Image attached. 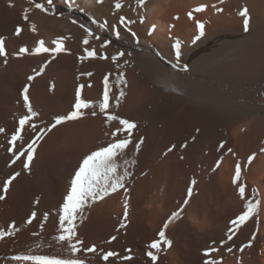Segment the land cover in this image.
<instances>
[{"label": "bare ground", "instance_id": "bare-ground-1", "mask_svg": "<svg viewBox=\"0 0 264 264\" xmlns=\"http://www.w3.org/2000/svg\"><path fill=\"white\" fill-rule=\"evenodd\" d=\"M35 3L47 6L46 0ZM122 3L123 8L117 12L115 0H74L69 10L64 0H53L54 6L61 5L62 12L47 6L46 13L29 0H0V36L6 38L9 53L7 64L0 57V128L5 130L0 133V188L10 175L20 172L0 201V230H8L13 223L18 229L14 236L0 240V264H17L12 257L30 250L33 254L71 256L65 245L52 239L57 235L59 207L82 159L109 141L106 116L98 107L87 109L82 118L57 125L38 141L30 171L23 169L24 157L12 164L14 156L7 150L12 147L8 141L20 117L27 114L21 96L24 86L29 85L30 103L39 113L33 122L38 129H46L54 117L73 110L78 86L84 85L82 98L98 102L105 76L110 85L109 112L137 125L125 155L135 164L120 161L121 170L127 167L130 173L125 181L128 218L126 227L117 231L124 217L123 189L87 207L86 219L77 221L78 237L84 247L96 245L97 252L81 251L77 257L86 264H106L101 259L102 250H112L120 256L130 254L133 259L114 257L108 264H149L147 245L158 239L165 221L183 203L195 179L193 196L182 219L166 230L172 246L159 255L157 264H204L207 257L203 253L210 247L218 249L211 257L222 260V264H237L238 258L242 264H264V153L260 152L264 147V0H226L222 5L218 0H146L143 8L137 7L136 0ZM201 4L208 5L207 9L194 13L190 20L187 13ZM213 4L224 11L217 14ZM243 6L251 17L248 32L237 15ZM25 9L27 20L23 18ZM86 14L90 20H85ZM119 16L136 21L128 26L136 37L119 25ZM139 16L145 17L143 24ZM175 16L179 19H173ZM195 20L205 23V36L192 44ZM90 23L96 31L88 26ZM100 23L116 25L121 39L117 40L110 28L100 29ZM33 24L35 32L31 31ZM80 24L101 39L83 45L85 32ZM153 24L156 30L149 35ZM169 24L175 25L171 31ZM18 26L22 29L19 37L15 35ZM170 36L182 41L179 62ZM60 37L66 38V51L54 58L52 53L14 55L21 46L34 50L39 40L54 48L53 41ZM104 40L112 43L101 48ZM85 48H95L97 57L81 61ZM119 52L124 55L118 56ZM114 56L117 59L113 60ZM45 64L42 74L29 81L28 76ZM89 72L91 76L83 75ZM121 75L126 85L119 83ZM121 90L125 96L116 106ZM116 126L117 122H112L111 127ZM22 135L26 145L36 134L26 126ZM141 137L144 142L137 152L135 144ZM221 142L224 148L218 150ZM185 143L187 147L182 148ZM172 145L175 148L168 152ZM229 148L235 155L227 152ZM254 152L253 164L244 169V162ZM221 156L220 167L213 171ZM237 160L242 164L240 182L246 184V197L250 198L256 188L261 200L257 238L243 253L238 248L256 231L255 217L232 241L220 245L226 239L230 220L243 209L244 201L232 183ZM33 211L36 218L29 224ZM113 235L117 239L108 243ZM229 246L232 253L226 251Z\"/></svg>", "mask_w": 264, "mask_h": 264}, {"label": "snow or ice", "instance_id": "snow-or-ice-1", "mask_svg": "<svg viewBox=\"0 0 264 264\" xmlns=\"http://www.w3.org/2000/svg\"><path fill=\"white\" fill-rule=\"evenodd\" d=\"M30 3L34 4V7L41 12H48L49 7H54L53 0H46L47 6L43 3H35V0H29ZM69 10H72L74 0H64ZM103 0H97V3H102ZM226 0H218L219 4H224ZM137 7L143 8L146 5V0H136ZM11 6V5H10ZM208 5L201 4L197 7H194L191 11L187 13V16L190 20L194 19V13H201L207 9ZM115 10L118 12L123 8L122 0H115L114 5ZM212 8L215 10L217 14L222 13L224 9L222 7H218L217 4H213ZM83 11V9H80ZM239 17L242 18L243 30L248 32L250 30V13L247 6H243L237 13ZM25 20L28 19V9H25L24 17ZM173 19H179L178 16L173 17ZM145 22L144 16H139V23L143 24ZM72 23H76L75 20ZM92 23H96V20H92ZM119 25H123L124 29L131 34L132 37H136V32L132 31L130 24L136 23L135 20L127 19L124 16L118 17ZM85 32V35L82 39V44L88 46L90 44V40H100L101 37L97 36L93 33L92 30L85 27L84 24L79 25ZM196 26V34L192 38V44H196L197 41H200L205 36V23L201 20H195ZM169 31L175 27L173 24H169ZM100 29H111L112 34L115 36L117 40L121 39V30L116 25H108L107 23H100ZM156 30V25L153 24L149 28V35H152ZM31 31H36L35 24L31 25ZM22 34V29L18 26L15 30V35L19 37ZM173 43L171 45L174 50L175 57L177 62H179L182 54V41L179 37H169ZM65 37H60L57 40L53 41L55 44L54 48L46 47L45 42L43 40L37 41V46L34 50L30 51L27 46L19 47L18 51L14 53L17 57L23 56L25 54L29 55H39L41 53H52L53 58L56 54L66 51L64 46ZM138 39V38H137ZM6 38L0 36V57L4 58V63L7 64L9 53L6 50L5 46ZM111 40H104L100 45L101 48H106L109 44H111ZM123 52H119L118 56H123ZM97 51L95 48H85V55L80 59L81 61L88 58H96ZM101 59H106L105 56H100ZM113 60L117 59L116 56L112 57ZM47 66V64L42 65L40 71L34 70V75L28 76V80L32 81L36 76L42 74L43 69ZM174 67L176 65H173ZM83 75L91 76L92 73H84ZM104 91L102 98L98 102H93L82 98V89L84 85L78 86L75 94V103L73 105V110L66 115H59L53 118V123L50 124L46 129H38V126L33 122L35 117L39 116V113L33 110V107L29 100V85H25L21 96L23 98L24 106L27 108V114L20 117L18 121V127L13 132L11 139L8 143L12 146L7 150L13 153L14 159H12V164H15L16 161L21 160L24 157L22 164L23 169L30 171V165L34 159V154L38 147V141L43 139V136L50 132L57 125L65 123L67 121H74L82 118L84 116V111L87 109H93L98 107L99 112L103 113L106 116L105 123L109 126L110 131L106 132L105 135L109 137V141L100 147H97L94 151H91L87 154L82 161L80 162L78 168L76 169L74 176L71 179L70 187L67 190L66 195L63 197V202L59 207L58 211V228L57 235L53 236L52 239L61 245L66 246V251H68L71 256L68 258L55 256V255H46V254H33L30 250L27 254H19L12 257L17 264H86L85 260H82L77 257V253L81 251L85 253H96L97 246L91 245L89 247H84V241L78 237V223H83L86 216L84 215L85 209L90 207L92 204L103 201L106 197L118 192L120 189L124 190L125 200H124V217L120 221L119 229H123L126 227V222L128 218V189L125 187V181L130 176V173L127 170V167H124L121 170V163L123 161L124 165L135 164V161H129L125 159L126 151L129 145L132 143V135L133 130L137 128V125L134 121H130L129 119L121 118L120 116L109 112V109L112 107L111 97H110V85L108 81V77L104 78ZM119 83L127 84V81L121 75L119 79ZM125 96L123 90L120 91L119 96L116 97V106H119L120 100ZM91 114L93 116L97 115L96 111H92ZM112 122H117V126L112 128ZM26 126L36 135L25 145L24 144V136L22 132L26 130ZM5 130L0 128V133H3ZM199 131V130H197ZM193 140L195 137L192 138ZM17 142H20V148L17 150L16 145ZM143 137L135 144V150L139 152L141 145L143 144ZM182 148L187 147V143L181 145ZM175 148V145H172L167 151L171 152ZM224 148V142H221L218 146L219 149ZM228 153H232V149H227ZM260 152L264 153V147L260 148ZM166 154V153H165ZM235 155V153H232ZM256 158V153H252L249 155L244 162L243 168L246 169L251 166ZM183 159V157H181ZM223 160V156L220 157L219 160L216 161V165L213 168L215 171L220 167V164ZM11 166V165H9ZM20 176V172H15L10 175L2 184V188H0V201L5 199L6 194L8 193L10 186L13 181ZM242 177V164L239 160L235 163L234 168V176L232 183L237 187L238 195L243 203V209L235 216L234 219L230 220V227L226 233V239L220 241V245L224 246L229 241L233 240V237L239 232V230L245 226L250 220L254 217L256 218L257 229L251 235V238L247 241V243L242 244L238 251L243 253L246 248H251L253 246L254 241L257 238V233L259 231V209L261 205V200L257 197L259 196V192L256 188L252 189L251 197H246V184L241 183ZM196 185V180L193 179L190 182V185L187 189V195L183 200V203L171 213L168 219L165 221L163 228L158 233V239H154L151 243L147 245L146 256L149 258V264H157L159 259V255L162 252H166L172 246V240H170L166 236V230L169 227V224L174 221L180 220L183 217V213L187 206L189 205L191 198L193 196V187ZM39 202L38 200L36 201ZM36 218V212H32L27 223L31 224L33 219ZM44 221L48 220V213L44 214ZM43 227V225H41ZM15 224L9 225L8 230H0V240H4L5 237L14 236L16 234ZM35 235V233H34ZM117 239V236H111L108 243H111ZM215 243V241H213ZM40 247V245H37ZM128 253H131V249L126 250ZM218 249L215 247H210L204 251V256L207 259L204 260V264H222V260L215 259L211 257V253L217 252ZM226 251L228 253L233 252V247H227ZM117 257L124 261H131L133 257L129 255L120 256V254L116 251H103L101 259L108 264L110 258ZM237 264H242V259L238 258Z\"/></svg>", "mask_w": 264, "mask_h": 264}, {"label": "rangeland", "instance_id": "rangeland-1", "mask_svg": "<svg viewBox=\"0 0 264 264\" xmlns=\"http://www.w3.org/2000/svg\"><path fill=\"white\" fill-rule=\"evenodd\" d=\"M60 8H61V5H55L54 8L51 9V10H54V11H57L58 13H61V12H62V9H60ZM85 16H86V17H85V20H88V19L90 20V19H91V17H90L88 14H86ZM87 22H88V21H87ZM90 24H91V23H90ZM90 24H89L88 26H89L91 29H93L94 31H96L97 28H96L94 25H92V24L90 25ZM100 33H102V32H100Z\"/></svg>", "mask_w": 264, "mask_h": 264}]
</instances>
